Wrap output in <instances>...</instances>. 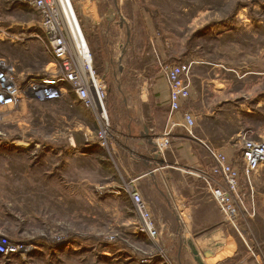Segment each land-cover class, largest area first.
Listing matches in <instances>:
<instances>
[{"label": "rangeland", "instance_id": "obj_1", "mask_svg": "<svg viewBox=\"0 0 264 264\" xmlns=\"http://www.w3.org/2000/svg\"><path fill=\"white\" fill-rule=\"evenodd\" d=\"M74 10L96 69L106 75L105 106L110 133L117 138L120 86L129 92L143 85L153 88L156 82L138 75L148 60L134 56L132 41L133 30L140 34L142 27L147 28L144 16H148L155 36L172 43V56L182 51V60L195 56L215 61L213 99L215 108L222 110L212 130L215 141L242 130L264 139V0H80ZM109 13L115 23L107 26L102 20ZM123 52L126 60L120 64ZM2 57L10 60L22 81L50 62L48 38L38 13L25 0H0ZM192 73L191 66L190 81ZM239 107L245 110L241 114H237ZM97 114L71 88L59 100L23 98L14 107L0 106V238L24 245L16 252L1 254L0 264H98L96 251L106 248L123 250L142 264L157 255L162 264H180L176 250L169 254L163 246L168 254L163 253L154 245L162 238L151 240L141 229L143 216L131 191L141 194L145 215L154 220L161 236L155 218L168 212L164 199L148 182L135 186L127 176L118 174L117 138L108 136L107 143L101 144L105 129ZM209 124L212 128L213 123ZM19 140L30 144L18 147ZM73 140L76 147L71 145ZM84 145L91 151L83 156L78 148ZM239 157L238 164L244 168ZM250 212L237 223L223 213L216 224L215 214L213 221L195 218L189 233L203 248L200 252L197 247L206 264H263L264 206L255 219H247ZM241 238L248 241L246 246ZM219 239L229 249L210 262L203 251L216 247ZM188 264H197L192 252Z\"/></svg>", "mask_w": 264, "mask_h": 264}, {"label": "crops", "instance_id": "obj_2", "mask_svg": "<svg viewBox=\"0 0 264 264\" xmlns=\"http://www.w3.org/2000/svg\"><path fill=\"white\" fill-rule=\"evenodd\" d=\"M103 18L101 20L107 26L115 23L112 13L107 14L106 17L103 16ZM144 18L147 28L142 27L140 34L136 30L132 32L134 56L138 55L148 60L142 63L144 69L138 75H142L146 79L150 77L149 80L156 79V82L153 84V88L143 85L141 88L129 92L121 86L119 88L121 100L118 102L119 104L117 103L118 110L115 116V127L118 134L114 147L117 156L116 170L120 172L118 174L127 176L135 186L143 184L145 181L148 182L164 199L165 206L163 205V207L168 212L164 214L159 211V217L155 218L163 232L161 236L163 241L159 244L154 243V245L160 247L162 251L165 246L169 254L176 250L179 263L182 258V261L188 264L191 251L185 238L192 236L189 229L195 226V218L198 216L199 219L210 218L213 221L215 214V221L218 220L215 222L216 224L222 213L217 202L210 196L202 173L204 170L208 171L214 164L212 151L215 149V151L225 152L231 160L238 164L241 161L239 156L241 155L242 142L239 132L226 133L222 140L215 141V131L212 130L215 129V119L222 112L220 107L216 106L215 108L213 99L215 98V61L195 56L182 60L184 58L182 51L172 56L170 52L172 43H169L167 39L163 40L162 37L157 38L151 20L148 16H144ZM130 23L134 24V21L130 20ZM94 25L98 26L99 22ZM118 29L121 33L124 32L122 24ZM127 40L129 41L128 38ZM121 56L118 59L120 64L126 60L125 53ZM164 63H189L192 66L191 92L183 109L171 110L169 84L161 70V65ZM203 68L204 71L201 70ZM153 77L155 78L153 79ZM186 110L193 113L194 126L187 124L184 117ZM243 111L245 110L239 107L237 114H241ZM210 122L213 123L212 128ZM145 128L148 129L147 133L144 132ZM160 133L170 134V146L164 151L154 152L152 145H149V140L152 138L156 140V135ZM71 145L76 147L77 142L73 140ZM78 151L80 155L84 156L90 153L91 148L84 145L83 148L79 147ZM241 179L253 189L255 212L253 215L247 216V219H255L260 208L264 206V164L251 175L249 183L244 169L241 168ZM168 214L173 216L172 219L168 217ZM200 242L204 243L205 241ZM242 242L244 246L248 244V241L244 239ZM251 242L253 243L254 240ZM195 243L202 252L203 248L201 249L199 243ZM215 243L216 247L205 249L203 252L208 250L217 259L226 254L229 247L222 239L216 240ZM157 256H150V260H147L146 263L162 264L160 262L162 258L159 256L157 258ZM247 256H251L249 251ZM96 258H99L98 264L104 261L113 262V264H120V262L143 263L137 258L134 261L133 256L123 253V250L118 248L97 250ZM120 258L124 259L120 261Z\"/></svg>", "mask_w": 264, "mask_h": 264}, {"label": "built area", "instance_id": "obj_3", "mask_svg": "<svg viewBox=\"0 0 264 264\" xmlns=\"http://www.w3.org/2000/svg\"><path fill=\"white\" fill-rule=\"evenodd\" d=\"M25 1L38 13L39 23L48 38L50 62L44 70L29 74L28 78L22 81L10 60L0 58V106L14 107L23 98L59 100L71 88L85 106L94 108L98 113L105 129L101 144H104V141L106 144L108 136L112 139L116 137L110 133L111 122L105 106L107 80L106 75L96 69L93 52L84 37L81 21L76 17L74 6L80 0ZM161 70L165 72L170 85L171 110H179L181 101L190 96L191 64L164 63ZM184 117L189 126H194L195 118L190 110L184 111ZM239 137L242 142L243 169L249 183L251 175L264 164V139H255L244 130ZM155 138L156 151H164L170 146V134L160 133ZM212 155L214 164L208 171L204 170L202 178L225 218L237 223L249 210V215H253L254 192L250 185L242 181L241 166L222 151L213 150ZM131 193L139 205L138 211L143 216L141 229L148 233L151 240H160L161 232L155 227L154 220L152 222L150 217L145 215L147 210L142 204L141 194L136 191ZM20 247V244H13L8 238H0V255L8 249L17 251Z\"/></svg>", "mask_w": 264, "mask_h": 264}, {"label": "water", "instance_id": "obj_4", "mask_svg": "<svg viewBox=\"0 0 264 264\" xmlns=\"http://www.w3.org/2000/svg\"><path fill=\"white\" fill-rule=\"evenodd\" d=\"M144 132L147 133L148 129L145 128ZM149 143L152 145V147H153L152 150L153 151L157 150V147H156V144H155L153 138L149 140ZM185 239H186L187 244L189 245V247L191 249V252L193 253L195 259L197 260L198 264H206L204 262L203 258L201 257L200 253H199V250L197 248V245H196L194 239L191 236H187ZM205 256L210 262H215V260H216L214 255L208 250L205 252ZM180 264H185V263H184V261H182L180 259Z\"/></svg>", "mask_w": 264, "mask_h": 264}, {"label": "bare ground", "instance_id": "obj_5", "mask_svg": "<svg viewBox=\"0 0 264 264\" xmlns=\"http://www.w3.org/2000/svg\"><path fill=\"white\" fill-rule=\"evenodd\" d=\"M113 14V13H112ZM123 17V16H122ZM124 18H125V16H124ZM130 42V41H129ZM128 42V43H129ZM129 47V46H128ZM121 55V54H120ZM125 95V94H124ZM125 101V100H124ZM143 124V123H142ZM141 131V130H140ZM143 132V131H142ZM147 137H149V136H147ZM140 138V137H139ZM30 143H28V142H26V141H23V140H19L18 141V144L16 145V146H18V147H21V148H24V147H27L28 145H29ZM148 145V144H147ZM149 145H151V144H149ZM146 147V146H145ZM150 147V146H149ZM153 152V151H152ZM154 152H156V151H154ZM159 153V152H158ZM166 158V157H165ZM154 170V169H153ZM153 177V176H152ZM177 197V196H176ZM137 203V202H136ZM175 207V206H174ZM178 210V209H177ZM180 211V210H179ZM187 242V241H186ZM184 244V243H183ZM188 245V244H187ZM22 246V245H21ZM189 246V245H188ZM22 248H24V245L22 246ZM190 248V247H189ZM25 249H27V248H25ZM19 250V249H18ZM17 250V251H18ZM11 251L12 252H16V250L15 249H8L7 251H5L4 252V255H7V254H10L11 253ZM163 253H167V251H165L164 249H163ZM208 260V259H207ZM209 261V260H208ZM196 262H197V260H196ZM197 264H198V262H197Z\"/></svg>", "mask_w": 264, "mask_h": 264}]
</instances>
